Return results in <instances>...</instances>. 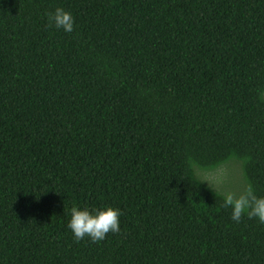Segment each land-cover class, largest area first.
Returning <instances> with one entry per match:
<instances>
[{"label":"trees","instance_id":"1","mask_svg":"<svg viewBox=\"0 0 264 264\" xmlns=\"http://www.w3.org/2000/svg\"><path fill=\"white\" fill-rule=\"evenodd\" d=\"M262 97L264 0H0V264H264L197 173L264 198ZM74 206L121 231L77 241Z\"/></svg>","mask_w":264,"mask_h":264},{"label":"clouds","instance_id":"2","mask_svg":"<svg viewBox=\"0 0 264 264\" xmlns=\"http://www.w3.org/2000/svg\"><path fill=\"white\" fill-rule=\"evenodd\" d=\"M49 24L66 33H72L75 30V18L62 8H57L54 14L49 15ZM223 201L225 207L232 209L233 221L239 223L242 216L247 215L249 219L258 218L260 223H264V198H258L251 185L238 197L232 193L224 195ZM122 215L121 209L110 206L92 209L74 206L71 209V220L67 227L77 241L88 237L96 243L105 240L109 233L116 234L121 231L120 217Z\"/></svg>","mask_w":264,"mask_h":264},{"label":"rangeland","instance_id":"3","mask_svg":"<svg viewBox=\"0 0 264 264\" xmlns=\"http://www.w3.org/2000/svg\"><path fill=\"white\" fill-rule=\"evenodd\" d=\"M197 173L203 182L223 195L232 193L238 197L246 190L242 168L237 163L225 165L214 173Z\"/></svg>","mask_w":264,"mask_h":264}]
</instances>
